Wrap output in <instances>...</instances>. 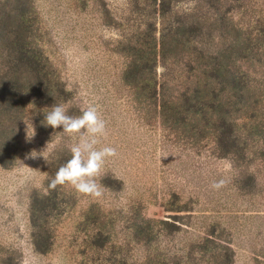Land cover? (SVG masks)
<instances>
[{"label": "rangeland", "instance_id": "374dc122", "mask_svg": "<svg viewBox=\"0 0 264 264\" xmlns=\"http://www.w3.org/2000/svg\"><path fill=\"white\" fill-rule=\"evenodd\" d=\"M105 1L122 12L125 0ZM92 2L83 10L80 0H36L42 44L74 91L69 114L98 106L108 124L103 143L119 153L101 179L105 196L62 186L53 246L38 252L33 199L48 194L60 155L75 141L62 127L43 140L26 120L21 158L13 168L0 165V264H225L226 253L231 264H264V162L222 158L165 130L159 110L123 82L118 32ZM33 150L50 162L30 158ZM221 179L225 185L213 189Z\"/></svg>", "mask_w": 264, "mask_h": 264}, {"label": "trees", "instance_id": "16d2710c", "mask_svg": "<svg viewBox=\"0 0 264 264\" xmlns=\"http://www.w3.org/2000/svg\"><path fill=\"white\" fill-rule=\"evenodd\" d=\"M91 1L118 32L123 82L146 108L159 110L165 130L222 158L264 162V0H125L122 12L105 0H80V8ZM40 22L36 0H0V165L6 169L23 154L24 122L33 120L43 140L52 141L58 128L46 125L45 111L69 108L74 99L42 44ZM69 158L60 155L49 182ZM49 182L48 194L32 203L40 253L51 250L53 221L64 209L62 186L53 190ZM224 258L231 264L229 253Z\"/></svg>", "mask_w": 264, "mask_h": 264}, {"label": "clouds", "instance_id": "9594fccd", "mask_svg": "<svg viewBox=\"0 0 264 264\" xmlns=\"http://www.w3.org/2000/svg\"><path fill=\"white\" fill-rule=\"evenodd\" d=\"M45 123L54 129L63 128V133L75 142L69 147L70 158L56 171L49 182V187L55 190L58 186H71L77 193L101 200L105 196L106 188L101 183L106 165L118 157L116 147L104 144L108 136V124L98 106L89 105L81 109L79 115L69 114L64 104H56L49 111H45ZM35 135V129L28 124L27 139ZM50 144V143H49ZM45 152V151H44ZM33 150L30 158L43 155ZM223 179L213 182L211 187L219 190L225 185Z\"/></svg>", "mask_w": 264, "mask_h": 264}]
</instances>
